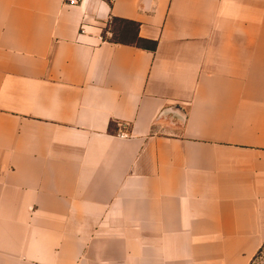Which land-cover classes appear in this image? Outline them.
Returning a JSON list of instances; mask_svg holds the SVG:
<instances>
[{"label":"crops","instance_id":"1","mask_svg":"<svg viewBox=\"0 0 264 264\" xmlns=\"http://www.w3.org/2000/svg\"><path fill=\"white\" fill-rule=\"evenodd\" d=\"M112 18L155 50L103 38ZM263 243L264 0H0V264Z\"/></svg>","mask_w":264,"mask_h":264},{"label":"trees","instance_id":"2","mask_svg":"<svg viewBox=\"0 0 264 264\" xmlns=\"http://www.w3.org/2000/svg\"><path fill=\"white\" fill-rule=\"evenodd\" d=\"M107 26L108 28L110 27V29L108 31L107 28L104 29L103 38H105V33L109 32L113 36L112 39H108L110 42L134 45L151 51L155 50V41L139 37L138 25L136 22L120 18H112ZM108 131L110 133L117 132V128L113 122L109 123Z\"/></svg>","mask_w":264,"mask_h":264},{"label":"rangeland","instance_id":"3","mask_svg":"<svg viewBox=\"0 0 264 264\" xmlns=\"http://www.w3.org/2000/svg\"><path fill=\"white\" fill-rule=\"evenodd\" d=\"M108 26H106L107 31L110 29V27L108 28ZM105 37L107 39L113 38V36L109 32L105 33ZM251 264H264V243H263V246L261 247V249L258 251V253L255 255V257L251 261Z\"/></svg>","mask_w":264,"mask_h":264},{"label":"built area","instance_id":"4","mask_svg":"<svg viewBox=\"0 0 264 264\" xmlns=\"http://www.w3.org/2000/svg\"><path fill=\"white\" fill-rule=\"evenodd\" d=\"M112 1V0H110ZM63 3L68 5V6H74L78 3V0H63Z\"/></svg>","mask_w":264,"mask_h":264}]
</instances>
